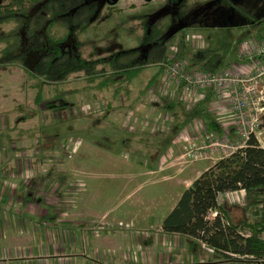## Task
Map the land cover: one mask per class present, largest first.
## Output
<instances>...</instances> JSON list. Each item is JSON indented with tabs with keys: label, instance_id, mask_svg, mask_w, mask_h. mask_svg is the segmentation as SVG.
<instances>
[{
	"label": "rangeland",
	"instance_id": "rangeland-1",
	"mask_svg": "<svg viewBox=\"0 0 264 264\" xmlns=\"http://www.w3.org/2000/svg\"><path fill=\"white\" fill-rule=\"evenodd\" d=\"M231 1L249 11L255 20L248 19L225 0H186L179 9L164 5L162 0L150 3H144L143 0H119L112 8L113 16L109 21L78 33L76 42L80 44L79 51L85 59L104 58L136 48L144 34V22L148 21L160 30L161 41L172 34L178 39L184 37L192 53L210 46L213 52L223 58L225 69L234 71L237 64H246L239 57L242 44L257 37L255 25L264 22V0ZM7 2L8 0H0V6ZM107 9L105 5L103 10ZM10 28V25H0V33ZM56 34L61 36L64 31L57 29ZM175 47V44L169 45L167 58L173 56ZM2 48L0 44V56ZM37 57L36 54L29 55L30 69L35 65ZM158 71L159 66L147 68L131 82L128 96H117L113 88L102 92L88 90L83 76L74 77L68 83L58 86H44L39 95V90L32 87L34 82L20 68L0 67V133L21 137L13 142L0 140V163L7 158L4 157L6 150L14 146L19 152L31 153L37 164L44 168V174L55 166L65 171L71 182V186L64 187L62 199L68 213L77 210L74 209L79 199L78 188H83L87 172L97 171L102 176L87 188L91 189V196L102 200L97 208L98 212L103 213L112 206L116 209L128 206L129 209L133 205L132 213L150 214L154 219L152 221H157L159 217L165 218L173 201L170 187L165 184L151 185V177L142 174V168L147 163L158 168L159 156L162 154L163 157L169 156L168 162L175 161L176 154L180 159L175 163L180 169L194 165L202 171L206 166L216 163L218 157L205 160L182 157L188 144L182 140L174 143L177 129L172 128L181 116L185 117V112L181 110H176L175 122L169 124L171 128L167 126L156 135L142 132L141 121L146 117L157 118L161 109H164L158 107L148 91L141 94ZM67 91L71 92L70 95H65ZM129 111L134 112L138 118L131 131L125 128L126 113ZM171 111L173 113L174 110ZM203 141L200 138L195 144L200 146ZM169 148L174 151L172 156L167 154ZM27 152L23 157V152H20L14 165H30L31 159ZM130 165L134 168L130 169ZM50 184L54 187L56 181L51 180ZM67 193L72 196L66 195ZM58 195L61 196L62 193ZM227 203L228 199L221 202L224 208ZM237 210L241 219L251 218L250 213ZM120 219L122 223L115 224L113 229L107 223L100 225L103 228L98 225L92 227V235L99 239L109 228L110 232L130 228L131 233L134 232L135 244L142 248L140 233L145 230L141 227L142 222L138 220L141 224L137 226L135 221H131L128 227L126 218ZM98 227L101 230L96 236L94 231ZM72 239L75 240L74 237ZM175 243L178 249L182 245L180 261L188 263L189 254L194 252L190 242L181 238L176 239ZM200 247V252L197 251L200 264L222 261L205 246ZM87 257L91 258V255Z\"/></svg>",
	"mask_w": 264,
	"mask_h": 264
},
{
	"label": "trees",
	"instance_id": "trees-1",
	"mask_svg": "<svg viewBox=\"0 0 264 264\" xmlns=\"http://www.w3.org/2000/svg\"><path fill=\"white\" fill-rule=\"evenodd\" d=\"M119 0H8L0 6V25L11 28L0 33L2 52L0 67H18L40 95L44 86H58L72 78L83 76L87 89L102 92L113 88L115 94L129 95L131 82L147 68L159 66L167 60L169 45H176L173 61L190 58L192 67L203 72L217 73L225 69L221 55L210 46L192 53L184 37L174 34L161 41V32L153 23L145 21L144 34L136 48L123 50L96 60L85 59L76 42V35L86 29L109 21L112 8ZM150 3L153 0H143ZM164 5L181 8L186 0H162ZM248 19L253 15L245 8L225 0ZM107 10L104 11V6ZM63 30L58 36L56 30ZM255 32L264 38V22L258 23ZM36 54L32 69L28 57ZM162 74L148 82L145 94ZM71 92H65L70 95ZM58 94V93H57ZM56 94V95H57ZM40 97V96H38ZM40 102V101H38ZM173 110L175 103L164 104ZM193 113V112H191ZM2 137V136H0ZM11 139V134H7ZM243 191V211L251 218L234 224L218 203L220 195ZM216 213V216H212ZM161 230L190 242L203 244L224 264H263L264 242V149L250 137L244 149L218 160L186 189L176 205L164 218ZM242 233H249L248 237ZM212 263V264H218Z\"/></svg>",
	"mask_w": 264,
	"mask_h": 264
},
{
	"label": "crops",
	"instance_id": "crops-1",
	"mask_svg": "<svg viewBox=\"0 0 264 264\" xmlns=\"http://www.w3.org/2000/svg\"><path fill=\"white\" fill-rule=\"evenodd\" d=\"M161 78L162 74L155 84H159ZM230 108L228 101L216 99L211 92L192 111L193 113H187L180 103L175 102L173 113L170 109L167 110L169 115L172 114L173 123L176 110L185 112V117L181 116L175 125L173 124L174 127L172 125L173 129H177L174 143L178 141V135L183 129L188 131L189 139L195 141L200 138L206 140L212 132L220 138L234 141L236 136L229 115ZM185 119H187L186 122ZM195 121H199L202 128L198 134L193 132ZM7 134L0 133L2 136L0 140L13 142L21 138L13 136L14 139L13 137L7 139ZM171 148L168 149L167 154L170 153L172 156L174 151ZM20 152H23L21 154L23 157L27 151ZM20 152L18 148L10 147L4 153V157L7 158L0 163V264H200L197 251L200 252L201 245L197 243L192 246L194 252L189 254V262L180 261L182 245L178 249L175 242L181 237L162 232L161 224L164 217L152 221L154 219L150 214L132 213L133 205H130L129 209L128 206L124 209H116L112 206L103 213L98 212L97 208L102 200L91 196V189L87 188L90 183L102 176L96 173L97 171L87 172L85 182L81 181L85 183L83 188L79 186V199L74 209L77 210L68 213L62 199L65 194L64 187L71 186L69 175L56 166H51L52 168L44 174V168L37 164V160H34L29 152L27 153L31 164L16 166L14 162L20 157ZM163 156V154L159 156L158 168L155 165L151 167L147 163L141 171L142 174L151 177V185L165 184L170 187L171 195H173L171 207L168 208L170 212L182 193L214 163L206 166L202 171L194 165L182 170L175 163L180 159L176 154L175 161L169 162L163 161ZM129 168L133 169L134 166L130 165ZM51 174L56 175V179ZM51 180L56 181L54 187L50 184ZM60 193H62L61 196L58 195ZM225 199H228L226 208L221 204ZM157 200L160 201L159 198ZM218 203L225 210L230 222L238 224L244 221L239 217L240 212L237 210L243 211L245 205L243 191L220 195ZM120 217L126 218L127 225L131 221H135L137 226L142 222L141 227L145 228L140 233L142 248L135 244L134 232L131 233L130 228L123 231H109L115 224L122 223ZM104 223L111 228L96 239L91 233V228ZM73 237L75 240L72 239ZM87 255H91V258Z\"/></svg>",
	"mask_w": 264,
	"mask_h": 264
},
{
	"label": "built area",
	"instance_id": "built-area-1",
	"mask_svg": "<svg viewBox=\"0 0 264 264\" xmlns=\"http://www.w3.org/2000/svg\"><path fill=\"white\" fill-rule=\"evenodd\" d=\"M176 50L175 47L174 54ZM173 56L159 65L162 68V80L148 91V95L155 100L159 108L165 103L178 102L184 111L191 113L211 92L216 99L230 103L229 115L236 136L232 141L220 138L212 132L200 146H197L195 140L189 139L188 131L183 129L177 141L180 143L182 140L188 144V147L184 148L187 151L183 157H192L194 160L227 158L244 149L251 136L264 149V38H254L242 44L239 57L246 64L237 65L234 71L224 69L217 73L203 72L192 67L189 57L173 61ZM126 114L125 128L131 131L138 118L132 111ZM169 124H173L172 117L167 110L161 109V114L157 118L146 117L140 125L142 132L154 135L166 129ZM193 124L195 134L202 131L199 121ZM168 158L169 156L163 157V161ZM67 195L72 196L70 193ZM212 216H216V213ZM100 227L94 231L96 236L100 233ZM242 235L248 237L249 233ZM260 239L264 242V230ZM262 263L264 264V259Z\"/></svg>",
	"mask_w": 264,
	"mask_h": 264
},
{
	"label": "flooded vegetation",
	"instance_id": "flooded-vegetation-1",
	"mask_svg": "<svg viewBox=\"0 0 264 264\" xmlns=\"http://www.w3.org/2000/svg\"><path fill=\"white\" fill-rule=\"evenodd\" d=\"M248 12H249V11H248ZM251 20H255V19H254V16H253V19H251ZM257 24H258V23H257ZM257 24L255 25V28H256Z\"/></svg>",
	"mask_w": 264,
	"mask_h": 264
}]
</instances>
